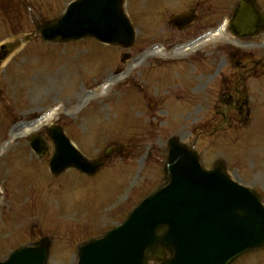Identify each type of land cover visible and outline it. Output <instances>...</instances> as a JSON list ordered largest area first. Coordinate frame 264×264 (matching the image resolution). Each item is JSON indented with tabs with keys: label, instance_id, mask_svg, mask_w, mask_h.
<instances>
[{
	"label": "rangeland",
	"instance_id": "374dc122",
	"mask_svg": "<svg viewBox=\"0 0 264 264\" xmlns=\"http://www.w3.org/2000/svg\"><path fill=\"white\" fill-rule=\"evenodd\" d=\"M29 1L34 2L30 4L33 9L41 5L46 13L60 12L70 0ZM125 9L133 20L136 14L138 40L144 39L147 19L143 0H126ZM26 20L25 17L19 27L15 23L19 16L14 13L8 27L25 34L31 28ZM3 32L0 23V40L6 37ZM37 40L34 39L33 48L20 53L11 63L16 69L6 76L0 73V259L16 247L50 236L48 264H74L80 243L121 221L141 198L164 182L163 147L171 135L190 142L198 130L203 131L195 146L204 165L208 167L214 160L223 159L232 178L255 188L264 201V125L237 130L226 127L210 136L208 132L221 120L209 110L208 89L199 91L196 104L188 105L185 97L168 98V107L152 111L154 118H150L147 106H129L131 94L125 90H137L142 99L146 93L144 81L155 91L164 88L144 78L146 66L130 69L132 58L117 61L129 49L112 47L110 52L104 44L89 38L46 45ZM138 46L139 42L134 48L141 50ZM135 49L129 51L132 57L142 54ZM10 61L2 62L0 68ZM205 65L193 76L200 83L208 79ZM116 68L128 77L134 74L137 81L127 77L123 84L104 93L108 84L105 76ZM90 84L95 85L98 97L87 101L84 97L89 94L86 87ZM78 90L84 93L79 99L72 98L69 93ZM55 119L85 155H104L108 147H121V152L113 150L105 167L92 178L75 170L53 177L47 157L37 159L27 137L36 131L45 132ZM149 122H156L157 126ZM155 128L154 141L144 140L154 135Z\"/></svg>",
	"mask_w": 264,
	"mask_h": 264
},
{
	"label": "water",
	"instance_id": "95a60500",
	"mask_svg": "<svg viewBox=\"0 0 264 264\" xmlns=\"http://www.w3.org/2000/svg\"><path fill=\"white\" fill-rule=\"evenodd\" d=\"M122 3L123 0H76L62 17L43 27V35L49 40L90 35L128 46L134 33ZM53 128L50 136L55 154L50 161L51 171L58 174L73 166L94 174L102 163L83 157L60 128ZM30 142L42 153V139L34 136ZM170 147L168 184L145 198L121 225L85 243L79 249L77 264H146L148 251L160 259L162 245L174 251V257L163 264H179L184 252L191 254L194 264H210V253L215 250L223 249L225 259L240 250L264 245V207L257 196L217 167L203 170L197 154L186 145L174 140ZM222 206L229 208L227 217L224 223L218 219L213 226L209 209ZM160 228L164 232L158 234ZM48 245L47 240H42L37 248L17 250L0 264H46Z\"/></svg>",
	"mask_w": 264,
	"mask_h": 264
},
{
	"label": "flooded vegetation",
	"instance_id": "af4514ba",
	"mask_svg": "<svg viewBox=\"0 0 264 264\" xmlns=\"http://www.w3.org/2000/svg\"><path fill=\"white\" fill-rule=\"evenodd\" d=\"M146 5L144 50L159 53L146 62L149 72L155 69L157 84L165 89L158 92L159 97L150 96V104L168 106V98L182 94L184 85L191 96L209 88L210 108L217 106L218 94V105L226 110L230 128L264 123V0H147ZM187 12L192 19L187 23L178 20ZM238 22L246 28L250 22V28L257 31L243 36ZM205 64L208 81L200 84L190 74ZM184 72L187 80L178 81V73ZM260 251L250 258L240 256L231 264H264V250Z\"/></svg>",
	"mask_w": 264,
	"mask_h": 264
},
{
	"label": "bare ground",
	"instance_id": "6f19581e",
	"mask_svg": "<svg viewBox=\"0 0 264 264\" xmlns=\"http://www.w3.org/2000/svg\"><path fill=\"white\" fill-rule=\"evenodd\" d=\"M106 78V81L109 82L110 84H113L115 81H116V78L114 77H110L108 75L105 76ZM88 89V93L89 94H86L84 99L87 100V101H90L91 99H96L98 97V95L95 93V85L94 84H90L88 85V87H86ZM84 93L82 90H78L77 92H70L69 94H71V96H73L72 98L74 97H78L79 99V96ZM97 95V96H96ZM103 106H101L99 108V110L102 109Z\"/></svg>",
	"mask_w": 264,
	"mask_h": 264
}]
</instances>
